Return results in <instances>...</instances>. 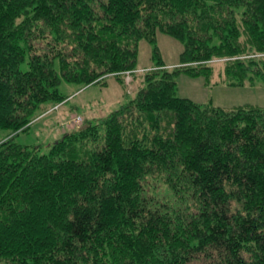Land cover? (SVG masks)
I'll return each mask as SVG.
<instances>
[{
    "label": "trees",
    "instance_id": "1",
    "mask_svg": "<svg viewBox=\"0 0 264 264\" xmlns=\"http://www.w3.org/2000/svg\"><path fill=\"white\" fill-rule=\"evenodd\" d=\"M159 31L179 65L155 46L118 109L46 152L16 141L63 81L125 83ZM219 60L230 84L264 80V0H0V264H264V107L176 94Z\"/></svg>",
    "mask_w": 264,
    "mask_h": 264
},
{
    "label": "rangeland",
    "instance_id": "2",
    "mask_svg": "<svg viewBox=\"0 0 264 264\" xmlns=\"http://www.w3.org/2000/svg\"><path fill=\"white\" fill-rule=\"evenodd\" d=\"M155 46L158 47L162 61L168 68L180 63L184 44L169 34L159 31L155 44L143 39L139 45L137 70L122 83L115 76L106 79V83L89 86L63 81L59 88L68 96L59 106L50 109L32 122L27 132L20 133L16 141L23 145L41 146L42 151L48 150L47 145L54 143L63 136L64 124L73 117L81 116L83 121L105 117L118 109L127 99L135 96L143 80V74L156 66ZM223 61L210 63L213 73L193 76L182 72L176 77V94L188 98L202 106L213 105L230 109L237 106L264 107V80L257 79L254 83L234 85L222 73ZM50 106V105H49ZM76 126L73 125L72 129ZM79 127V126H78Z\"/></svg>",
    "mask_w": 264,
    "mask_h": 264
},
{
    "label": "built area",
    "instance_id": "3",
    "mask_svg": "<svg viewBox=\"0 0 264 264\" xmlns=\"http://www.w3.org/2000/svg\"><path fill=\"white\" fill-rule=\"evenodd\" d=\"M130 76L128 75L127 76V80H128V78H129ZM129 81V80H128ZM82 121V118L81 117H77V118H75L74 119V122H76V123H80Z\"/></svg>",
    "mask_w": 264,
    "mask_h": 264
}]
</instances>
